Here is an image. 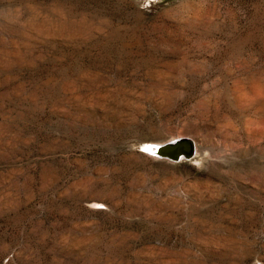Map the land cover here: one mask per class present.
Masks as SVG:
<instances>
[{"label": "rangeland", "instance_id": "374dc122", "mask_svg": "<svg viewBox=\"0 0 264 264\" xmlns=\"http://www.w3.org/2000/svg\"><path fill=\"white\" fill-rule=\"evenodd\" d=\"M0 264H264V0H0Z\"/></svg>", "mask_w": 264, "mask_h": 264}, {"label": "water", "instance_id": "95a60500", "mask_svg": "<svg viewBox=\"0 0 264 264\" xmlns=\"http://www.w3.org/2000/svg\"><path fill=\"white\" fill-rule=\"evenodd\" d=\"M149 157L171 163L191 161L197 153V146L189 137H178L162 144H149L143 148Z\"/></svg>", "mask_w": 264, "mask_h": 264}, {"label": "bare ground", "instance_id": "6f19581e", "mask_svg": "<svg viewBox=\"0 0 264 264\" xmlns=\"http://www.w3.org/2000/svg\"><path fill=\"white\" fill-rule=\"evenodd\" d=\"M173 139H174V138H173ZM173 139H172V140H173Z\"/></svg>", "mask_w": 264, "mask_h": 264}]
</instances>
